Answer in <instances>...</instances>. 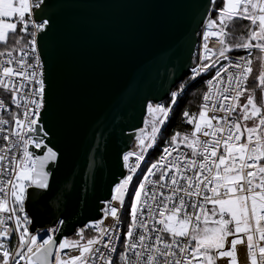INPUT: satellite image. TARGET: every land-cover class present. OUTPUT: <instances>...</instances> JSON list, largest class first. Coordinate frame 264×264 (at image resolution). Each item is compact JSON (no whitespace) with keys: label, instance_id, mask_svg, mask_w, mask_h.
Returning a JSON list of instances; mask_svg holds the SVG:
<instances>
[{"label":"snow or ice","instance_id":"obj_1","mask_svg":"<svg viewBox=\"0 0 264 264\" xmlns=\"http://www.w3.org/2000/svg\"><path fill=\"white\" fill-rule=\"evenodd\" d=\"M213 2L222 6L207 20L200 63L192 69L193 79L210 74L203 103L198 113L183 112L191 130L175 132L139 177L127 230L120 235L125 195L177 92L167 107L148 105L151 120L140 130L138 150L123 156L129 174L105 202L103 218L88 225L97 235L85 240L80 229L79 239L58 242L53 234L44 239L30 232L25 212L29 188H49L45 165L57 158L51 148L35 158L28 150L42 146L29 134L37 131L45 99L35 37L49 21L32 19L44 0H0V111L8 117L0 115V264H217L225 258L238 264L237 246L244 244L248 264H264V0ZM238 21L248 22L246 35H234ZM235 49L246 54L230 55ZM109 216L116 223L104 226Z\"/></svg>","mask_w":264,"mask_h":264},{"label":"water","instance_id":"obj_2","mask_svg":"<svg viewBox=\"0 0 264 264\" xmlns=\"http://www.w3.org/2000/svg\"><path fill=\"white\" fill-rule=\"evenodd\" d=\"M213 0H44L37 42L44 63L41 121L47 190L29 188L33 234L55 239L103 215L125 175L123 156L140 135L149 103L165 101L189 74ZM60 221H63L61 224Z\"/></svg>","mask_w":264,"mask_h":264},{"label":"built area","instance_id":"obj_3","mask_svg":"<svg viewBox=\"0 0 264 264\" xmlns=\"http://www.w3.org/2000/svg\"><path fill=\"white\" fill-rule=\"evenodd\" d=\"M215 4H216V3H214V2L212 3L211 10H210V12H209L207 18L205 19L204 23L202 24L200 31H199V34H198V36H199V37H198V42H197L196 50H195V53H194L193 65L191 66L190 71H189V74H188V76H189V84L192 83V82H195V81L201 80V79L204 80V91H203L202 97H203L204 93L207 91V84H206V81H207L208 79H210V74H209V73H202L200 76H197V77H195V79H193L192 69H193L194 67H196V66L200 63V56H201L202 51H203V49H202V43H203V41H202V34H203V32L206 30V29H205V25H206V23H207V20L210 19V18L213 19L212 13L215 11V10H214V5H215ZM34 13H35V8L33 9V16H32V19H34L36 22H41L42 20H41V21H38V20L34 17ZM29 31H33V29L30 28ZM37 37H38V33L36 34L35 39H36L37 53L39 54V57H40V63L42 64V71H43V75H44V63H43V59H42V56H41L40 51H39V48H38ZM27 39H31V37H27ZM245 54H246V53H245L244 50H243L241 53H230V55H232V56H239V55H245ZM189 84H188V85H189ZM188 85H184L181 89H175V90L173 89V90H172L171 94H172L173 92H177V93H178V96H177V99H176V103H175L174 105H172V111H171V113H170V116H169V119H168L167 123H168L169 120H170V117H171V115H172V112H173L174 107L176 106V104H177L179 98L182 96L183 91H184L185 89H187ZM45 87H46V85H45ZM171 94L169 95V96H171V99H170L169 103H166V102L163 101V102H161V103H159V104L164 105L165 107L169 106V105L171 104V100H172V95H171ZM2 98L5 100V103H6V104L10 103L9 98H8L7 95H4ZM44 102H45V99H44ZM202 103H203V100H202V98H201V100H200V102H199V104H198V108H200V106H201ZM42 109H43V108H42ZM42 109L40 110V116H39V118H38L37 131L34 132V133H30V134H29V136H31V137L35 140V142L41 143V145H42L40 148H36V147H35V144H30V145L28 146V150L33 154V157H34V158H35V157H39L38 154H37V151H41V150H43V149L45 148V146H46V137H47V135H48L47 132H46V130H45V128H44L43 122L41 121V112H42ZM12 110L15 111V108L13 107ZM0 115H4L5 118H8V117H7V114L3 113L2 111H0ZM167 123H166V125H167ZM166 125H165V126H166ZM165 126H164V127H165ZM164 127H163V128H164ZM41 129H42L43 131H41ZM162 130H163V129H162ZM158 139H159V137H158ZM158 139H157V141H158ZM135 143H136V138H135V140H134V142H133V144H132V147H131L127 152H125V154H127V153L130 152V151H137V150H138V148H137L138 140H137V145H136V147H135ZM165 146H166V144H165ZM165 146H164V147H165ZM154 148H155V147H154ZM154 148H152V149L149 150V152H148V154H147V156H146V162H145V163H142V165H141V169L138 170L137 174L133 177V183L129 186L128 193H126V195H125V207H124V209H123V210L121 211V213H120V217H121L120 235H121V236H122L123 232L127 230L128 223H129V215H128V212H129V211H128L127 209H128V206L130 205V204L128 205V201L130 200V197H131V196H130V193L133 191L135 185L138 184V183L140 182V181H139V177H140L144 172H146L145 169H146L147 166H148V157L151 155V152L154 151ZM162 149H163V148H162ZM160 153H161V152H160ZM125 154H124V155H125ZM159 155H160V154H159ZM134 162H135V157L130 158L129 163L131 164V163H134ZM128 174H129V171H128V169L125 167V175H124V177H126ZM124 177H122V178L120 179V181H121ZM120 181H119V182H120ZM119 182H118V183H119ZM118 183H117V184H118ZM117 184H116V185H117ZM114 189H115V188H114ZM113 194H114V192H113ZM110 200H111V198H110L109 200H107V201H110ZM107 201H105V202H107ZM113 204H114L115 206H119V205H118V202H113ZM104 207H105V206H104ZM103 209H104V208H103ZM25 212L27 213L26 209H25ZM27 214H28V213H27ZM21 215H23V213H21ZM103 215H104V214H103ZM103 215H102L99 219H97L96 221H99L100 219H102V218H103ZM93 222H94V221H93ZM115 223H116V221L113 220V219L109 216V217L104 221V226H108V225H110V224H115ZM89 224H90V223H88L87 225H85V226H83V227H78V228H76L75 232H74L72 235H70V236H64V237L62 238V240H63L64 238H68L70 241H71V240L79 239L77 233H78V231H79L80 229H84V237H85V240H87V239H89V238H92L93 236L97 235L95 229H93V228H91V227H88ZM28 227H29V225H28ZM53 228H56V229H57V226H52V227H50V228L44 229V230H42V231H40V232H37V233H40L39 237L46 239L48 234H53V235H55V233H51V232H50V229H53ZM17 236H18V234H14V235H13V238H12L10 241H8V243H9V245H10L11 247H14V246L17 244V242H18V241H17ZM231 238H232V237H229V240H230ZM117 247H119V242H117ZM65 252H69V250H65ZM69 254H70V255H76V254H78V253L75 252V251H72V252H69ZM62 255H63V253H62ZM237 257H238V264H248V256H247V248H246V244H244V245H238V246H237ZM217 264H227V258H225V259H221V260H218Z\"/></svg>","mask_w":264,"mask_h":264},{"label":"trees","instance_id":"obj_4","mask_svg":"<svg viewBox=\"0 0 264 264\" xmlns=\"http://www.w3.org/2000/svg\"><path fill=\"white\" fill-rule=\"evenodd\" d=\"M222 5L219 2H216V4L214 5V12L212 13L213 19L216 18L217 12L216 10L218 8H220ZM247 21H238L236 23L235 26V31H234V35L236 37H239L241 35H246V29L243 27V25L247 24ZM19 27V26H18ZM27 39V37H26ZM230 42H235L234 40H232L231 38H229ZM243 51V49H235L233 53H241ZM257 66L254 65V68H256ZM256 73L254 72V75ZM189 84V76L187 75L186 77L183 78V80L174 88L175 89H181L184 85H188ZM204 91V80H198L195 82H192L188 85L187 89H185L183 91L182 96L179 98L176 106L173 109L172 115L170 117L169 122L167 123V125L163 128L160 136H159V143L157 141V145L154 148V151H156V156L159 153L158 151L161 150V145L162 143H160L162 134L165 130V128L168 126H170L171 130L173 131V133H175L176 131H179L180 133L182 132H186V131H190L191 130V125H188L185 121V118L183 117V112L188 111L190 114L192 113H198L199 108H198V104L202 98V94ZM171 99V96H169L164 102L169 103ZM243 102V100H242ZM150 104V103H149ZM158 152V153H157ZM153 154V152H151V155ZM149 161V160H148ZM131 200V197H130ZM128 201V205L130 204L131 201ZM129 211V206L128 209Z\"/></svg>","mask_w":264,"mask_h":264},{"label":"rangeland","instance_id":"obj_5","mask_svg":"<svg viewBox=\"0 0 264 264\" xmlns=\"http://www.w3.org/2000/svg\"><path fill=\"white\" fill-rule=\"evenodd\" d=\"M14 2H16V0H14ZM257 101L259 102V94L257 95ZM151 105H153V106H155V105H157L156 103H150ZM151 120V116H150V114H149V112H147V115H146V118H145V122L146 121H150ZM145 122H144V125H143V128L145 127ZM176 132H179V131H176ZM184 132H182L181 134H183ZM174 133H173V131L171 130V128H170V126L168 127H166L165 128V130H164V132H163V134H162V137H161V140H160V143H162V147H161V150H162V148L165 146V144H166V141L173 135ZM139 136V135H138ZM138 136L136 137V143H135V147H136V145H137V138H138ZM158 143H159V140H158ZM156 145H157V143H156ZM161 150L160 151H158L157 153V156H156V151H153V154L152 155H150L149 157H148V165L151 163V162H153L158 156H159V154H160V152H161ZM147 169V168H146ZM145 169V170H146ZM131 201V200H130ZM36 235H38V237H39V235H40V233H36Z\"/></svg>","mask_w":264,"mask_h":264}]
</instances>
